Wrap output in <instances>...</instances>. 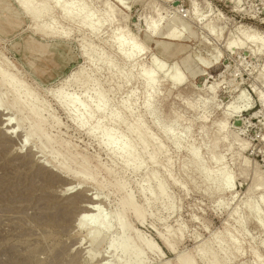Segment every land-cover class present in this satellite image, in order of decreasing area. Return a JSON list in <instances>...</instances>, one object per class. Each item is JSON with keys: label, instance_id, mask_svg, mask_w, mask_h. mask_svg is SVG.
Wrapping results in <instances>:
<instances>
[{"label": "rangeland", "instance_id": "374dc122", "mask_svg": "<svg viewBox=\"0 0 264 264\" xmlns=\"http://www.w3.org/2000/svg\"><path fill=\"white\" fill-rule=\"evenodd\" d=\"M23 1L0 0V66L39 102L41 153L0 129V264H126L109 247L129 239L144 264H264V0ZM39 156L84 188L63 195ZM94 194L113 226L98 255L73 228Z\"/></svg>", "mask_w": 264, "mask_h": 264}, {"label": "bare ground", "instance_id": "6f19581e", "mask_svg": "<svg viewBox=\"0 0 264 264\" xmlns=\"http://www.w3.org/2000/svg\"><path fill=\"white\" fill-rule=\"evenodd\" d=\"M36 1H40L42 3H45L48 1H55V0H43V1L42 0H32V1L31 0H24L23 2H21V7L26 12H29L30 9L32 8L31 4L34 6V2H36ZM55 4L58 6L61 5V4H57V2H55ZM70 6H71V4L67 5V6H62L66 15H68V16L70 15ZM6 7L7 6L5 3L1 4V2H0V14L6 10L5 9ZM34 10L37 11V13H36L37 15H41V11H38L36 7H34ZM8 11H9V13H8L9 18L7 17V19L9 21L11 19H14L17 21V15L11 10H8ZM207 26L210 28V24H208ZM37 30L40 33L43 32L44 34H48V35L50 34L41 28H38ZM91 30L94 31L95 27H92ZM174 30L175 29L173 27L169 26V28L167 29V32H165V34L167 33L168 38L176 39V37H174L175 36ZM126 34L127 33H125V32L123 33V31H122L121 33L116 35V40L119 42L120 49L122 51H124L125 46L129 47V55L127 56L129 59L136 58L141 53V50L137 46V44L134 43V40L132 38L127 37ZM230 43H231L230 45H231L232 49H234V47H236V46L241 45V43H237L236 40H232V41H230ZM257 46H258V48L261 47L258 44H257ZM169 49H170V47L168 48V50ZM46 50L48 51L50 49L46 48ZM46 50H45V48H43V50H41L39 53L37 52V53L33 54L31 52V54H29V64L32 68L36 67V65H34L35 60L40 59L41 61L44 62V60L48 59L47 54H46ZM168 50L166 48V52ZM73 75H72V78H73ZM140 77L145 78L148 87L153 86L157 82L156 77L151 73H147L144 75L143 72H141ZM2 92H4V94L7 96V98H11V100H12V101L9 100L11 102V104L9 103L10 104L9 107H6V108L4 107L5 105H4L3 99H2L3 95H1ZM58 99H59L58 103L65 110H66V106H70V105L73 106V100L74 99L69 95L64 96V97L58 96ZM38 104H39V102H37L35 100L34 94L24 86V84L21 82V80L17 79L12 74H10L7 70H5L2 66H0V124L2 125V128H0V129H3V128L6 129V130H3L4 132L2 130L1 131L4 133V135L6 136L7 139L15 138L14 134H15V131H17L18 132L17 138H20V141L22 144L20 147L22 149L21 151L23 152V150L26 149L28 154L32 155V158L35 157L37 153L38 154L41 153L39 151L35 152V150H33V147L35 146V143L37 142L36 140H39V139H35V136L37 134L42 133V129L40 127V122H39L42 113H41V109H40ZM73 107L76 108L75 105ZM27 121L31 122L30 127L26 133L24 132L25 135L22 136L23 135L22 129L27 124ZM238 121H240V124L236 125V126L241 127L243 124L242 119H240V120L238 119ZM4 126H6V127H4ZM21 131H22V133H21ZM21 137H23L22 138L23 140H21ZM112 140L113 139H109V141L111 143L114 142ZM114 143H116V142H114ZM119 149H122V148H119ZM33 154H35V156ZM129 156H131V155H129ZM27 159H29V158L27 157ZM30 159H31V157H30ZM38 159L44 160V162L41 160L39 161L40 166H42L43 168H46L48 170L50 169L52 172L58 174L63 179V182H64L62 184L63 185V187H62L63 193H64L63 195L66 194L68 196L69 194H74L77 191L84 188L80 182H77L75 179L69 178L67 175H63L62 172H59L56 169L52 168V166L49 164V162L48 163L45 162V157L43 158L42 156L41 157L39 156ZM87 180L91 181V180H93V178H90L87 176ZM221 180H222L221 181L222 184L224 186H227L228 190L233 189V179L230 176V174L224 175ZM90 184L94 185L93 182H90ZM160 190H161V193H163L164 190H163L162 185L160 186ZM99 195H101V194L99 193ZM99 195H96L97 196L96 197L94 194L93 197H90L85 201L86 204L82 205L81 210H79L80 211L79 214L76 216V218L73 222L74 223L73 228H75L76 231L85 233L83 236V239H81L80 242L81 243H83L82 241L86 242V244L88 245L87 249L89 250L88 253L91 254V253L96 252L97 255H98V253L101 252L102 247H103L104 241L102 240V237L110 234L112 232V229H113V226L106 219L107 217H105L102 213V207H103L104 201H103V198L100 197ZM118 219H119V221H118L119 225L118 226H120V230L122 233V234L119 233V236L121 238H124V237H126L127 232H128V224L126 222L125 207L123 205L120 206V209L118 211ZM115 225H116V223H115ZM109 248L112 250V252H114V254L124 256L126 258V264H144L143 258L141 256L142 254L139 251L134 249L133 244L131 243L130 239L125 241L122 245H115L114 243H112V244H110ZM96 254H95V256H97ZM210 264H212V263H210Z\"/></svg>", "mask_w": 264, "mask_h": 264}, {"label": "water", "instance_id": "95a60500", "mask_svg": "<svg viewBox=\"0 0 264 264\" xmlns=\"http://www.w3.org/2000/svg\"><path fill=\"white\" fill-rule=\"evenodd\" d=\"M239 124H240V121L236 120L235 125H239Z\"/></svg>", "mask_w": 264, "mask_h": 264}]
</instances>
